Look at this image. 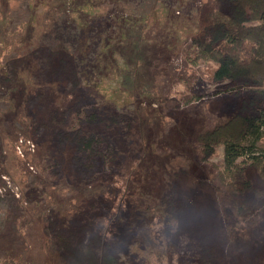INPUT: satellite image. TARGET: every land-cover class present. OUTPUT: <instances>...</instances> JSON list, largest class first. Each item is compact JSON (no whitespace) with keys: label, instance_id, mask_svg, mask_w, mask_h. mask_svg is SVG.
I'll return each instance as SVG.
<instances>
[{"label":"rangeland","instance_id":"obj_1","mask_svg":"<svg viewBox=\"0 0 264 264\" xmlns=\"http://www.w3.org/2000/svg\"><path fill=\"white\" fill-rule=\"evenodd\" d=\"M202 1L0 0V124L17 116L34 128V135L15 136L31 141L27 147L19 139L20 155L14 152L18 139H0V264H65L63 252L48 250L53 240L47 242L46 229L55 226L83 243L98 238L115 264H264V223L238 237L221 222L228 200L209 173L222 167V146L201 158L193 145L199 130L230 114L248 90L212 77L215 64L186 59ZM29 6L32 15L25 12ZM56 33L65 36L64 43L49 40ZM41 40L48 41L42 45L46 52L58 47L73 56L97 111L108 107L131 118L105 130L91 131L84 123L86 132L110 140L107 153L95 156L103 172L78 174L77 180L52 171L48 146L64 107L51 109L60 101L57 82L41 84V67L32 60ZM6 53L14 60L27 54V76L43 105L33 108V96L29 109L12 108L14 86L1 62ZM46 88L52 95H41ZM70 98L83 100L78 94ZM43 128L49 133L41 135ZM38 149L46 154L36 160ZM62 167L68 170V164ZM34 176L40 181L30 185ZM244 177L264 199V181L255 171L246 167ZM28 195L35 203L22 199ZM166 199L178 223L166 216L161 204ZM187 214L198 215L196 227L188 225Z\"/></svg>","mask_w":264,"mask_h":264},{"label":"trees","instance_id":"obj_2","mask_svg":"<svg viewBox=\"0 0 264 264\" xmlns=\"http://www.w3.org/2000/svg\"><path fill=\"white\" fill-rule=\"evenodd\" d=\"M199 7V12L192 21L194 27L188 34L186 59L191 63H213L215 68L212 71V77L225 78L236 87H247L248 90L238 96L232 107L234 110L230 114L217 117L211 127L204 125L196 134L195 143H192L201 158L209 157L216 147L222 146V167L219 172L212 175L209 173V178L216 189L223 191L228 200V203L223 206L225 208H223L221 222L225 223L228 231H231L234 236L244 237L243 231H250L253 226L264 223V199L261 198L259 190L252 186L250 178L244 177V170L249 167L255 171L260 181H264V0H203ZM25 12L32 15L30 6L28 9L25 8ZM22 22L25 28L29 27L28 18H23ZM18 29L22 31L20 27ZM64 37L56 33L50 36L49 40L55 38L58 43H64ZM41 42L42 44L34 48L32 53L35 65L41 67L40 83L42 84L43 80L56 81L58 86L56 89L61 94L60 101L56 102L51 109L58 110L64 107V112L59 114L60 124L53 125L48 146L51 152L50 156L47 155L53 162L52 171L54 174H69L77 180H80L77 177L78 174H91L98 169L103 172L104 167L96 163L101 158L95 156L97 154L103 156L107 153V147L111 148L110 140L107 141L102 135L95 136L89 133L90 131L86 132L84 123L88 124L87 129L91 128V131L105 130L117 126V123H125L129 117L120 116L119 111L111 112L108 107H105L102 112L97 111L98 107L87 95L89 93L87 80L80 75V70L73 64V56L65 50H59L58 47L46 52L42 45L48 41L41 40ZM1 62L8 78L11 79V87L14 86L10 89L15 91L14 96H10L13 102L12 108L23 106L24 109H29L28 101L33 96L34 102L37 101L33 108L43 105L36 95V90L32 88L31 78L27 76L29 63L27 54H22L14 60L12 53H6ZM44 91H40L41 95L43 93V95L47 93L52 95L47 88V92ZM71 94H78L83 100L74 102V99L70 98ZM50 102H53V99L48 104ZM93 105L95 109H92ZM7 109L11 110V104ZM71 114H74V117L68 121L66 116ZM48 116L52 121L54 120L55 116L52 114ZM5 119L8 117L3 120ZM38 119L42 121V118ZM28 121L31 120L28 119ZM36 121H38L37 118L33 120V123ZM52 121L48 120L49 123ZM61 122L64 123L61 124ZM2 123L5 126L0 124L1 140L3 138L16 140L18 137L15 136L19 134L34 135L30 131V126L31 128L33 126L27 127L28 125L20 121L17 116ZM9 126L14 134L8 129ZM47 133L49 128L41 129V135ZM39 137L40 135L37 136V141ZM19 139H22V143L27 147L31 142L25 137ZM19 139L14 147L16 154L19 153V145H17ZM102 143H106L107 146L100 151ZM40 152L41 150L38 149L36 160L40 156L42 158V154H46ZM62 152H67V155L61 156ZM121 159H123L122 156ZM1 161L0 154V163ZM65 164H68V170L66 167L59 168ZM31 168L29 173L34 171ZM69 168L72 170L69 171ZM39 181V177L34 176L30 185ZM26 197L28 198H22L25 202L35 203L29 199L32 196ZM168 199L161 204L167 211L166 216L172 217L174 222L178 223L173 203ZM198 218L197 214H190L186 221L190 227H196L194 222ZM199 228L201 231L210 230L209 227L205 228L209 230L201 226ZM46 233L50 236L47 242L53 240L48 250L63 252V256L60 257L65 264L116 263L115 257L107 253L106 248L101 247L102 243L96 237L83 243L82 240H78V237L72 235V232L63 234L56 226L53 231L46 229Z\"/></svg>","mask_w":264,"mask_h":264}]
</instances>
